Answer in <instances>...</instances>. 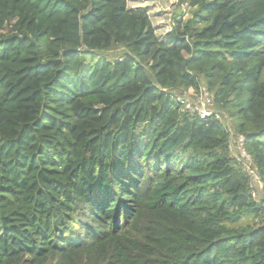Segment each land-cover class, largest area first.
Returning <instances> with one entry per match:
<instances>
[{"label":"trees","instance_id":"obj_1","mask_svg":"<svg viewBox=\"0 0 264 264\" xmlns=\"http://www.w3.org/2000/svg\"><path fill=\"white\" fill-rule=\"evenodd\" d=\"M178 3L0 0V264H264V0Z\"/></svg>","mask_w":264,"mask_h":264},{"label":"built area","instance_id":"obj_2","mask_svg":"<svg viewBox=\"0 0 264 264\" xmlns=\"http://www.w3.org/2000/svg\"><path fill=\"white\" fill-rule=\"evenodd\" d=\"M177 103L184 109L198 114L200 117L215 116L220 120H225L228 130L231 132L230 148L233 155L238 159L243 169L248 172L253 182V195L258 196L262 193L263 183L257 169L253 165L252 156L245 146V136L235 134L230 116L214 107V98L212 93L204 86L198 89L189 88L175 96Z\"/></svg>","mask_w":264,"mask_h":264},{"label":"rangeland","instance_id":"obj_3","mask_svg":"<svg viewBox=\"0 0 264 264\" xmlns=\"http://www.w3.org/2000/svg\"><path fill=\"white\" fill-rule=\"evenodd\" d=\"M129 7H144L151 15L152 21L157 28V34L162 38L173 27L176 17L190 16V9L186 4L178 3V0H128ZM120 51L100 52V55L110 59L117 57ZM231 124L232 118H229Z\"/></svg>","mask_w":264,"mask_h":264}]
</instances>
